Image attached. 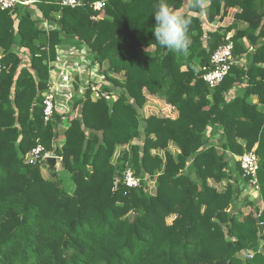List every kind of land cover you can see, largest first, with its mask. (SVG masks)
I'll return each instance as SVG.
<instances>
[{
  "label": "trees",
  "instance_id": "16d2710c",
  "mask_svg": "<svg viewBox=\"0 0 264 264\" xmlns=\"http://www.w3.org/2000/svg\"><path fill=\"white\" fill-rule=\"evenodd\" d=\"M81 1L40 0L36 21L29 8L0 10V264H264L256 223L264 225V114L250 101L264 105V0H168L190 22L186 55L155 42L157 0H107L99 14L91 9L99 0ZM230 9L248 25L231 37L233 57L250 64L209 89L202 75L232 26L206 24ZM71 41L84 44L91 64H107L100 91L116 99H93L87 87L66 115L45 123L50 68ZM151 102L160 113L147 110ZM37 146L61 158L69 186L55 166L31 158ZM119 147L127 149L113 163ZM252 150L262 210L241 198L229 169ZM126 169L139 187L123 184Z\"/></svg>",
  "mask_w": 264,
  "mask_h": 264
},
{
  "label": "built area",
  "instance_id": "2783aa9c",
  "mask_svg": "<svg viewBox=\"0 0 264 264\" xmlns=\"http://www.w3.org/2000/svg\"><path fill=\"white\" fill-rule=\"evenodd\" d=\"M107 0L95 1L91 5V9L96 13H101L104 9L105 3ZM33 3V1L28 0H0V10L12 11L17 6H26ZM61 7H81L84 6L81 0H59ZM98 16H92V20H97ZM231 34H227L224 39V44L220 45L210 57V67L203 73L202 80L207 85L209 89H214L223 80L229 75L230 70L233 66L238 65L236 59L233 57L234 44L231 40ZM71 49H62L57 50L58 58L57 61L51 65L50 71L52 76H56L54 81L51 83L48 81V85L44 94H42V114L45 123L51 122L54 120L55 114L57 113V100L56 94H61L62 90H67L66 87L75 88V84H78V81L72 78V72L75 71V66H72L68 61L71 60ZM81 58V67L88 68L91 64L87 53L82 54ZM98 68L97 65H94ZM77 67V66H76ZM53 69V70H52ZM77 69V68H76ZM99 69V68H98ZM2 72V66L0 65V75ZM52 77V78H53ZM92 92L93 99L104 98L107 101H114L116 96L112 93H103L100 91L99 87L95 85L87 86ZM85 87L83 92L86 90ZM82 92V94H83ZM30 156L35 161H40L42 163L46 162L47 158L54 157L56 163L60 164L61 158L54 155L53 153L45 152L44 148L41 146L35 147L31 152ZM240 163V168L242 170L243 178L248 179L249 186L254 189H259L258 182V157L254 150L243 154L238 159ZM141 180L137 178L130 169H126L123 172V184L128 188H137L140 186Z\"/></svg>",
  "mask_w": 264,
  "mask_h": 264
},
{
  "label": "rangeland",
  "instance_id": "374dc122",
  "mask_svg": "<svg viewBox=\"0 0 264 264\" xmlns=\"http://www.w3.org/2000/svg\"><path fill=\"white\" fill-rule=\"evenodd\" d=\"M69 48H73V47L68 46L65 49L68 50ZM68 52L71 53V60H69L68 62L72 66H75V67L77 66V69H75V71L72 72V78L77 79L78 84H80V86L78 87L77 84L74 85L75 89H76L75 93H74V88H72V87L71 88L66 87L67 90H62V93L60 94V96L56 97L57 105H59L61 107H65V103H67V100H72L75 96L81 95V92H83V89L87 86L95 85L96 87L100 88V85H102L104 82L102 72L106 71V66H102L101 69H98L96 66L92 69L91 65H89L88 68H82L81 67V58L83 56L82 53L76 49H71V51H68ZM53 67H54V64H53ZM51 72H49V74L51 75V77H53ZM114 77L116 79H119L118 76H114ZM55 78H56V76L51 78V80L49 82L52 83ZM79 82H81V83H79ZM43 94H44V91H43ZM68 104H69V102H68ZM112 159L114 160V158H112ZM234 159H235V161H238V158H234ZM29 160H31V158ZM235 161L232 160L230 162L229 169L231 171V175H232L233 179H237L239 182V186L241 187V190H242L241 198L246 199L254 207H257V208H259V210H262L263 206H262L261 198L259 196V189L256 190V189L250 187L248 182L245 184V182L238 175L239 171L235 166ZM61 169L62 168L59 164L56 167V172H57L58 178H61L63 180V184L65 186H69L70 185L69 178L66 174L61 172ZM41 172H42V175L45 179L50 178L51 174L48 172L47 168L43 165L41 167ZM209 184L213 187H215V186L217 187V185H215L213 182H209ZM149 190L151 192L154 191V184L151 183L149 185ZM240 207H241L242 211L245 213L250 210V208H245L244 206H240ZM168 222H170V219L168 220ZM237 257L239 260L244 261L250 257V253H248V252L241 253V254L237 255Z\"/></svg>",
  "mask_w": 264,
  "mask_h": 264
},
{
  "label": "crops",
  "instance_id": "0c3cea01",
  "mask_svg": "<svg viewBox=\"0 0 264 264\" xmlns=\"http://www.w3.org/2000/svg\"><path fill=\"white\" fill-rule=\"evenodd\" d=\"M30 1V0H28ZM33 1V3L29 4V5H26V6H20L22 8V11L25 9V8H29L31 11H32V19L33 20H40L41 19V16L40 14L36 11V4L40 1V0H31ZM186 1V0H185ZM186 3V2H185ZM209 5V1H204L202 3V8H205ZM187 9V5L185 4L184 5V8H183V11H186ZM23 13V12H22ZM207 27L210 29V30H216L218 29L219 27H228V26H232V30L229 34H231V36H233L235 34L236 31H242V30H245L247 28V24L240 18V9H230L228 11V14L227 16L221 21H214L212 23H207L206 24ZM40 27L44 30H49V29H55V26H53L51 23L47 22V21H43L41 22L40 24ZM78 44V43H77ZM75 41H71L69 44H65L64 46H61L60 48H57L58 51L62 50V49H65L67 48L68 46L69 47H73V48H69V49H76L78 50L79 52H81L82 54H85L86 53V48L84 46V44H78L77 45ZM243 44L245 47H249V44L247 42V40L243 39ZM21 51V50H20ZM152 49H149L147 50V52H151ZM252 50L249 49V52H251ZM236 63L238 64V66H241V67H244V68H247V66L250 64V58L246 57V56H243L242 58L240 59H236ZM194 64L195 66L197 67V69H200L199 67V61L196 59L194 60ZM263 67L264 64H261ZM103 66H107V64L105 63ZM95 66L92 65L91 68L93 69ZM77 67H75L76 69ZM184 69V68H183ZM110 76H115V75H112V74H109ZM119 77V80H123V78L121 76H118ZM51 75L49 74V80H51ZM77 80V79H76ZM81 83V82H79ZM77 86L79 87L80 84H77ZM77 87V88H78ZM76 92V89L74 88V93ZM239 94V92H235L233 93V96H237ZM77 95V94H76ZM81 95H82V92H81ZM81 95H77L75 96L72 100H67V103H65V107H61L59 105H57V113L60 114V115H66L69 111H70V107H71V104L74 100L76 99H79L81 97ZM57 96H60L59 94H56V97ZM250 101L252 102V104H256L257 105V110L261 113L264 114V105H259L257 104V97L256 96H251L250 97ZM69 102V104H68ZM109 102H113V101H109ZM159 107L157 106V104L155 103H148L147 105V110L150 111V112H153L155 111L156 113H160V111L158 110ZM164 110H167L169 111L166 107L163 108V111ZM63 122L61 123V128L62 126L65 125V122L66 120L63 118L62 119ZM127 149L126 147H119L116 151V154H114L113 158L114 160L112 159V162L115 163V161L117 160V157L119 155V153L123 150ZM151 154L154 155V154H157L161 159H163V156H164V152L162 150H152L151 151ZM59 165V163H55V168Z\"/></svg>",
  "mask_w": 264,
  "mask_h": 264
},
{
  "label": "clouds",
  "instance_id": "9594fccd",
  "mask_svg": "<svg viewBox=\"0 0 264 264\" xmlns=\"http://www.w3.org/2000/svg\"><path fill=\"white\" fill-rule=\"evenodd\" d=\"M153 14L156 22L152 29L155 42L169 51L186 55L191 43L188 33L190 22L182 10L168 0H157Z\"/></svg>",
  "mask_w": 264,
  "mask_h": 264
},
{
  "label": "water",
  "instance_id": "95a60500",
  "mask_svg": "<svg viewBox=\"0 0 264 264\" xmlns=\"http://www.w3.org/2000/svg\"><path fill=\"white\" fill-rule=\"evenodd\" d=\"M34 108H35V103H33L30 107V114L33 113ZM46 162L49 165V168L52 169L56 163V160L54 157H50V158H47ZM117 188H118V186H117ZM256 223L258 224L259 233L262 234L264 232V225L259 223V218L256 219Z\"/></svg>",
  "mask_w": 264,
  "mask_h": 264
}]
</instances>
